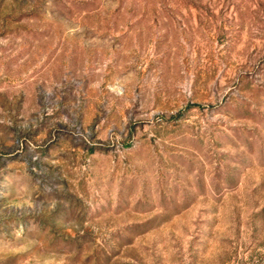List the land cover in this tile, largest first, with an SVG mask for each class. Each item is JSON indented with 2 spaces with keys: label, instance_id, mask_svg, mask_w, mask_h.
I'll list each match as a JSON object with an SVG mask.
<instances>
[{
  "label": "rangeland",
  "instance_id": "rangeland-1",
  "mask_svg": "<svg viewBox=\"0 0 264 264\" xmlns=\"http://www.w3.org/2000/svg\"><path fill=\"white\" fill-rule=\"evenodd\" d=\"M0 264H264V0H0Z\"/></svg>",
  "mask_w": 264,
  "mask_h": 264
}]
</instances>
